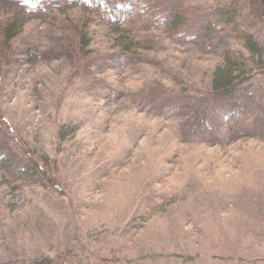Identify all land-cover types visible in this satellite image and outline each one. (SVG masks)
<instances>
[{
	"label": "rangeland",
	"instance_id": "obj_1",
	"mask_svg": "<svg viewBox=\"0 0 264 264\" xmlns=\"http://www.w3.org/2000/svg\"><path fill=\"white\" fill-rule=\"evenodd\" d=\"M123 1L119 23L30 14L9 43L0 264H264L263 17L182 0L177 33ZM225 56L248 92L231 113L204 104Z\"/></svg>",
	"mask_w": 264,
	"mask_h": 264
},
{
	"label": "trees",
	"instance_id": "obj_2",
	"mask_svg": "<svg viewBox=\"0 0 264 264\" xmlns=\"http://www.w3.org/2000/svg\"><path fill=\"white\" fill-rule=\"evenodd\" d=\"M249 1L253 10L264 19V0ZM123 3V0H0V7L7 5L14 7L9 15L4 18V21L0 20V67L4 60L3 57L9 52L10 41L15 38L25 18L29 17L28 15H43L52 10L60 11L65 8L77 7L85 14L98 16L107 21L115 20L119 23L124 17ZM176 9L186 11L187 8L183 6L182 0H143V5L136 14L143 18V23H146L147 28L169 19L176 32L179 33L188 17L184 14L183 18H178L175 15ZM249 49L252 48L249 47ZM234 66L235 63L232 58L225 56L223 63L215 68L211 79V92L205 97L204 104H208L209 101L222 103L221 105H227L226 111L228 110L230 113L232 112L231 109L236 110L238 108L240 110V106L236 102L245 99L244 96H247L248 92H246L247 87L241 86V80H239L241 73H237L238 69H234ZM260 78L264 80V72L260 74ZM251 95L256 100L262 98L259 90L251 92ZM198 122L201 124L202 120ZM4 153L1 154V162L8 163L10 167L19 165L14 160L11 163L7 159L9 153L5 151Z\"/></svg>",
	"mask_w": 264,
	"mask_h": 264
}]
</instances>
